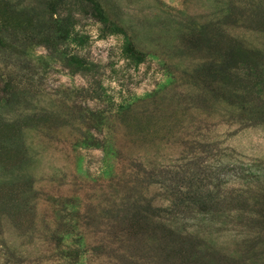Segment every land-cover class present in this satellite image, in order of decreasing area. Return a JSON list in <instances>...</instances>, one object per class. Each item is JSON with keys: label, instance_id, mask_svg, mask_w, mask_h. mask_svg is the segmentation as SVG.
Returning a JSON list of instances; mask_svg holds the SVG:
<instances>
[{"label": "rangeland", "instance_id": "rangeland-1", "mask_svg": "<svg viewBox=\"0 0 264 264\" xmlns=\"http://www.w3.org/2000/svg\"><path fill=\"white\" fill-rule=\"evenodd\" d=\"M0 264H264V0H0Z\"/></svg>", "mask_w": 264, "mask_h": 264}]
</instances>
